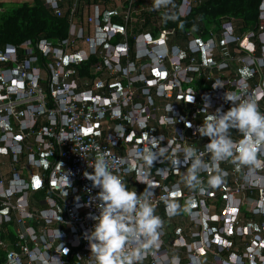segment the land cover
<instances>
[{
	"label": "built area",
	"instance_id": "obj_1",
	"mask_svg": "<svg viewBox=\"0 0 264 264\" xmlns=\"http://www.w3.org/2000/svg\"><path fill=\"white\" fill-rule=\"evenodd\" d=\"M42 1L66 19V35L0 44V264H36V250L50 264H90L99 189L84 174L100 154L130 189H147L162 220L161 247L141 264H264V166L221 161L222 181L210 186L218 173L198 132L232 106L226 92L260 109L264 46L257 56L253 32L221 61L212 31L199 40L187 29L185 49L169 42L168 18L189 17L195 0ZM261 12L264 20V0ZM229 60L241 63L238 80L217 76ZM188 145L206 164L196 188L186 183ZM144 148L166 151L142 168L133 153Z\"/></svg>",
	"mask_w": 264,
	"mask_h": 264
},
{
	"label": "clouds",
	"instance_id": "obj_2",
	"mask_svg": "<svg viewBox=\"0 0 264 264\" xmlns=\"http://www.w3.org/2000/svg\"><path fill=\"white\" fill-rule=\"evenodd\" d=\"M224 99L231 102L229 110L216 109L215 114L209 115L198 128L201 137L209 138L205 148L216 164L218 174L208 181L213 187L222 181L223 173L218 167L221 161L231 159L242 166H264V161L258 158V155H264V113L260 112L257 101L241 99L238 94L227 92ZM233 129L240 134V139L232 138ZM165 151L144 148L134 150L133 155L142 162V168H150ZM182 151L184 162L189 163L186 183L190 188H196L201 184L198 173L206 164L195 147L188 145ZM89 167L94 171L84 175L94 188L99 189L95 197L99 201L96 205L99 215H91L95 224L86 236L90 264H141L146 254L156 255L161 247L162 220L155 212L147 189L139 194L130 189L123 177L115 174L103 154L98 155ZM58 233L60 237L61 233ZM32 260L36 264H50L51 258L46 252L36 250ZM162 264H178V260L173 257L169 261L164 256Z\"/></svg>",
	"mask_w": 264,
	"mask_h": 264
},
{
	"label": "trees",
	"instance_id": "obj_3",
	"mask_svg": "<svg viewBox=\"0 0 264 264\" xmlns=\"http://www.w3.org/2000/svg\"><path fill=\"white\" fill-rule=\"evenodd\" d=\"M170 1L177 5L179 0ZM195 1L198 4L189 17L178 16L175 20L168 18L167 26L175 28V34L169 38L170 43L178 44L185 49L188 45L187 29L197 31L196 36L199 40L207 37L212 31L214 37L216 39L219 37L222 41L223 33L227 31L231 41L227 45H222L220 51L223 55L228 49L229 56H237L235 51L238 46L235 38H241L251 30L253 35L249 38L256 45L255 54L261 55L264 46V41L260 37V34L264 35L261 12L263 0ZM67 28L66 19L55 16L51 8L47 7L42 0H31L8 9L0 8V44H18L27 39L35 40L40 37H62L66 35ZM208 73L209 70H204V80ZM258 78L253 76L250 82L255 85ZM261 104L259 110L264 113V97L261 99Z\"/></svg>",
	"mask_w": 264,
	"mask_h": 264
},
{
	"label": "rangeland",
	"instance_id": "obj_4",
	"mask_svg": "<svg viewBox=\"0 0 264 264\" xmlns=\"http://www.w3.org/2000/svg\"><path fill=\"white\" fill-rule=\"evenodd\" d=\"M264 21V20H263ZM223 35H224V37L221 39L222 41H220V39H219V37H218V39H216V37H215V39H216V42H217V48H219V49H217V51H218V54H221L222 52L220 51V48L221 47H223L222 45H224V42H226V40H227V36H228V34H227V32H224L223 33ZM260 37H261V39H262V41H264V35H261L260 34ZM224 41V42H223ZM245 43L244 42V39L242 40L241 39V43ZM221 45V46H220ZM227 51H228V49H227ZM226 51V52H227ZM236 53H237V55H239L240 54V52L239 51H235ZM225 55H223V57L221 58V61L222 60H225ZM229 62V68H227V69H224L222 72H216L217 73V76H218V78L220 77V76H222V77H225V78H227V79H229V80H234V79H239V77H241L243 74H242V72H241V70H240V66H241V63L240 62H238V61H236V60H229L228 61ZM224 63V62H223ZM201 69H206V68H204V67H202ZM234 82H236V81H234ZM250 83V82H249ZM203 84V85H202ZM252 85V84H251ZM252 86H255V85H252ZM201 90H202V93H204L205 91L206 92H208L209 91V88H208V82L207 81H205L204 83H201ZM236 94H238L237 92H236ZM238 95H240V94H238Z\"/></svg>",
	"mask_w": 264,
	"mask_h": 264
},
{
	"label": "crops",
	"instance_id": "obj_5",
	"mask_svg": "<svg viewBox=\"0 0 264 264\" xmlns=\"http://www.w3.org/2000/svg\"><path fill=\"white\" fill-rule=\"evenodd\" d=\"M29 1H31V0H0V8H2V9H8L10 7L17 6V5H20V4L24 3V2H29ZM261 80H262V78L259 77L257 83H259ZM252 85H254V84H252ZM260 104H261V101H260ZM181 208H182V211L183 212H186L187 207L185 205L181 206Z\"/></svg>",
	"mask_w": 264,
	"mask_h": 264
}]
</instances>
